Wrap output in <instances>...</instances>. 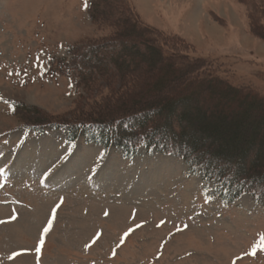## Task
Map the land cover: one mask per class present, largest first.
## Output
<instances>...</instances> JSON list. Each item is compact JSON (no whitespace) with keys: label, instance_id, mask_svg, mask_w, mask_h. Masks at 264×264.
I'll return each instance as SVG.
<instances>
[{"label":"rangeland","instance_id":"obj_1","mask_svg":"<svg viewBox=\"0 0 264 264\" xmlns=\"http://www.w3.org/2000/svg\"><path fill=\"white\" fill-rule=\"evenodd\" d=\"M92 1L0 0V264H264V196L242 193L221 201L213 194L218 179L203 178L202 167L190 170L154 146L142 144L126 156L85 135L69 142L66 127H24V109L12 103L68 119L104 104L121 86L107 80L76 86L78 72L64 67L71 49L102 65L120 49L109 42L119 13L111 10L94 22ZM108 1L117 8L127 4L143 24L178 38L188 58L203 59L221 80L264 99V39L256 35H264V0ZM207 97L191 99L189 111L207 117L223 110L230 122L250 120L240 98L224 108L221 94L214 98L223 104ZM194 130L189 127L190 134ZM255 131L264 128L251 126L247 133L248 157ZM220 140L233 142L219 138L215 147ZM161 160L173 163L168 172L176 176L169 186L157 181L152 187L150 174L168 173L153 169ZM187 184L193 192L183 206Z\"/></svg>","mask_w":264,"mask_h":264},{"label":"trees","instance_id":"obj_2","mask_svg":"<svg viewBox=\"0 0 264 264\" xmlns=\"http://www.w3.org/2000/svg\"><path fill=\"white\" fill-rule=\"evenodd\" d=\"M131 9L127 4L117 8L108 0H93L89 13L94 22L111 10L119 13L113 22L118 28L109 42L118 43L120 49L111 52L106 65L91 64L86 54H79L76 48L70 51L71 61L64 63L67 70L78 72L74 77L76 86L89 88L101 80H107L109 85L118 82L121 86L110 92L111 98L68 119L51 118L34 107L12 103L14 110L24 109V127L35 131L66 127L69 141L85 135L104 147L121 148L126 156L142 144L154 146L163 154L182 159L190 170L202 167L205 179H218L221 187L213 194L222 200L231 202L243 192L264 196V131L253 132L254 152L249 157L245 153L251 126L264 128V99L221 80L203 59L188 58L174 42L178 38L174 40L146 26ZM256 35L264 39L263 34ZM124 86L126 91L121 93ZM191 88L196 90L190 93ZM218 94L224 96L226 104H235L240 98L250 120L230 122L223 110L207 117L189 111L188 102L192 99L196 103L204 95L212 105L223 104L214 98ZM251 103L260 108H251ZM190 126L194 133H189ZM206 137L210 138L208 143ZM219 138H231L233 142L220 140L223 145L215 147ZM225 190L231 195H226Z\"/></svg>","mask_w":264,"mask_h":264},{"label":"bare ground","instance_id":"obj_3","mask_svg":"<svg viewBox=\"0 0 264 264\" xmlns=\"http://www.w3.org/2000/svg\"><path fill=\"white\" fill-rule=\"evenodd\" d=\"M81 155H83L84 157V159H86L88 156H86V155H84V154H81ZM162 162L160 163V166H158V168H156V167H154L153 169L156 171V170H159L160 169V171L161 172H164V171H166V172H168V170L172 167L171 165L173 164L171 161H168V160H161ZM167 168V169H166ZM169 168V169H168ZM152 169V170H153ZM174 169V168H173ZM153 170V171H154ZM181 171V170H180ZM156 173V172H155ZM158 173V172H157ZM171 173V174H170ZM170 173L168 172V173H165L166 175H163V177L161 178V177H157V178H153V176L155 175L154 174V172H153V174H150L149 175V177L147 178V181H149L150 182V186H155V184L157 183V181H161V182H166V183H164V185L165 186H169V185H171V183H170V180H169V177L171 176V175H175V173L173 174L171 171H170ZM170 174V175H169ZM180 174V173H179ZM176 176V175H175ZM165 177V178H164ZM159 178H160V180H159ZM175 180V179H174ZM145 181V180H144ZM181 182H183V179H181L180 180ZM148 184V183H147ZM190 184V183H189ZM137 186V185H136ZM184 191H183V193H182V198H183V201L185 202V205H183V206H188V202L190 201L189 200V198H191V195L190 194H192V192H193V187L191 186H189L188 184L187 185H184ZM147 189V188H146ZM151 190V189H150ZM153 190V189H152ZM131 192V191H130ZM150 192H152V191H150ZM177 206V205H176ZM178 207V206H177ZM183 210V209H182ZM186 213H187V211H186ZM215 216V215H214ZM216 217V216H215ZM213 223V222H212Z\"/></svg>","mask_w":264,"mask_h":264},{"label":"snow or ice","instance_id":"obj_4","mask_svg":"<svg viewBox=\"0 0 264 264\" xmlns=\"http://www.w3.org/2000/svg\"><path fill=\"white\" fill-rule=\"evenodd\" d=\"M59 206H60V205H56V207H54V208L52 209V212L55 213V212L57 211V208H58ZM106 215H107V213H106ZM163 223H164V221H161V224H163ZM51 224H52V221L49 220V221H48V225H49V227H44V229H43V231H44L45 233H47V232L49 231ZM141 226H142V225H137V227H141ZM157 226L159 227L160 225H157ZM132 231H133V229L129 228V230H128L127 232L124 233V237L128 236ZM121 240L123 241V237L121 238ZM14 255H15V254H14ZM9 259H12V257H9Z\"/></svg>","mask_w":264,"mask_h":264}]
</instances>
